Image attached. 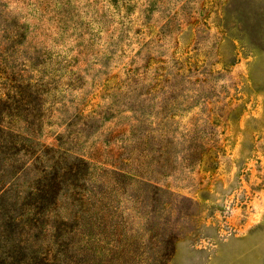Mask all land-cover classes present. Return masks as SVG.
Segmentation results:
<instances>
[{
	"label": "rangeland",
	"instance_id": "obj_1",
	"mask_svg": "<svg viewBox=\"0 0 264 264\" xmlns=\"http://www.w3.org/2000/svg\"><path fill=\"white\" fill-rule=\"evenodd\" d=\"M0 264H264V0H0Z\"/></svg>",
	"mask_w": 264,
	"mask_h": 264
}]
</instances>
